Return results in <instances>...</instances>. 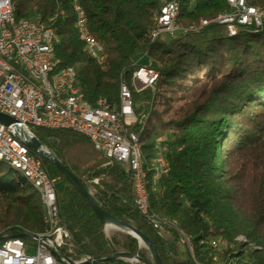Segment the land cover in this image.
Wrapping results in <instances>:
<instances>
[{"label": "trees", "instance_id": "trees-1", "mask_svg": "<svg viewBox=\"0 0 264 264\" xmlns=\"http://www.w3.org/2000/svg\"><path fill=\"white\" fill-rule=\"evenodd\" d=\"M176 1L178 31L153 39L160 0H81L89 30L103 48L99 60L84 49L70 0H18L14 10L17 20L37 21L64 11L52 23L58 36L55 55L58 67L74 69L85 101L115 103L121 83L132 90L135 69L148 58L161 64L153 91H133L137 121L131 128L140 135L147 158L158 137L169 133V171L149 187L152 211L176 221L168 235L158 233L137 210L123 164L106 158L75 131L32 127V132L86 190L93 189L101 209L151 239L162 264H264V17L260 27L239 25L229 35L223 23L200 25L230 11L226 0ZM245 4L264 10V0ZM178 101L182 105L174 109ZM40 157L48 172L60 177L58 215L71 235L63 254L100 260L124 251L154 264L135 237L108 239L75 186ZM43 211L31 184L0 162V238L42 231ZM175 227L191 237V252L177 244ZM215 239L226 247L217 251L211 244ZM97 264L143 263L117 257Z\"/></svg>", "mask_w": 264, "mask_h": 264}, {"label": "built area", "instance_id": "built-area-1", "mask_svg": "<svg viewBox=\"0 0 264 264\" xmlns=\"http://www.w3.org/2000/svg\"><path fill=\"white\" fill-rule=\"evenodd\" d=\"M75 13V29L84 43V49L93 58L101 59V50L95 37L85 22L81 0H70ZM161 1V14L158 25L151 30L153 39L160 34L173 35L170 9L171 0ZM9 0H0V113L14 119L11 124L0 121V156L12 157L26 166L30 175L47 188L48 210L51 231L46 239L31 241L24 237L9 236L0 240V264H71L90 263L93 258L83 256L72 260L61 252L69 245L71 235L60 222L56 204V184L59 176L51 175L43 164L40 154L27 143L38 140L32 127L48 129H68L86 136L94 148L106 158L123 164L130 174L134 204L145 220L160 234L168 235L169 223L158 224L156 218L144 210L140 182H138V160L135 153L132 124L137 121L134 111L133 91L153 90L156 84V71L153 63L147 61L140 65L131 76L132 90L127 85L121 86V99L115 103L108 100L85 101L75 97L79 80L71 67H61L56 72L58 97H49L44 86V70L52 62H59L52 44L53 24L34 20L21 28H12L8 16ZM59 16V12H58ZM57 16V17H58ZM264 10L246 9L237 0L227 16L217 17L218 23L233 31L239 25L248 27L261 26ZM59 90H70V97L59 98ZM36 113L49 115V123L36 121ZM169 140L159 139L153 147L152 168L154 179L158 180L168 173L170 164L166 157ZM41 148L49 149L41 144ZM53 154V153H52ZM155 163H163V171L155 170ZM94 183L98 179L93 180ZM93 195V189L88 190ZM177 244L187 247L179 232ZM214 245V241H211ZM188 248V247H187ZM58 254V255H57ZM125 261L138 263L135 258L121 257Z\"/></svg>", "mask_w": 264, "mask_h": 264}, {"label": "bare ground", "instance_id": "bare-ground-1", "mask_svg": "<svg viewBox=\"0 0 264 264\" xmlns=\"http://www.w3.org/2000/svg\"><path fill=\"white\" fill-rule=\"evenodd\" d=\"M18 0H9V8H8V16H9V24L12 28H21V25H28V23L32 22L33 19H15L14 17V10L16 7ZM228 5L231 7L233 6V0H226ZM237 2L240 5H243L246 9H255V10H263L259 7H251L247 6L245 4V0H237ZM82 6V5H81ZM229 12H225L219 15H216L215 17H212L210 19L203 20L201 22V25H205L208 22L211 21H217V17L219 16H227L229 15ZM64 11L60 10L59 11V16L63 15ZM161 14V5L159 8V11L154 17L155 20V25H158V16ZM179 14V3L176 0H171V9H170V20H171V25L174 28V31L177 32V23L176 19ZM85 15V22L87 24V17L84 11ZM58 16V12H56L52 17L49 18V24H52L55 20V18ZM74 27H75V22H74ZM260 27V26H257ZM229 35H235L237 28L234 29L233 31L227 30ZM151 37L153 38V32H150ZM58 41V36L53 28L52 32V44H56ZM95 43H98L95 39ZM100 50H101V57L103 53V48L102 46L98 43ZM147 61H150L153 63V67H160L161 64L152 58H148ZM61 67H58V62H52V65L46 66V69L44 70V86H47V91L49 97H58V90H57V85L56 82H58V75H56V72L59 71ZM159 78V70L156 71V80L158 81ZM156 81V84H157ZM125 83H121L119 86V93H118V99H121V86H124ZM155 84V86H156ZM155 89V87H154ZM153 89V90H154ZM152 90V91H153ZM70 97V90H59V98H67ZM75 97H81L80 95V88L75 89ZM97 100H107L106 98H98ZM36 121H40L41 123H49V115L48 114H43V113H36ZM144 126V125H143ZM144 128V127H142ZM134 145H135V153L137 155V160H138V182H140V188H141V194H142V199H143V206L144 210L150 215V217L156 218V223L158 224H165L169 223V220H165L160 218L158 215H156L151 207H150V202H149V187L154 186L155 179H154V168H152V155L147 158V156L143 152L142 148V143L140 140V135L138 133H134ZM0 162L6 164L9 167L14 168L18 172L22 174V176L27 180L28 183L31 184L32 188L37 192V194L40 196V199L42 201L44 211L42 215V223H43V230L36 232L35 234H30V237H24L27 238L31 241H39L42 239H46L47 236H49V232L51 231V224L49 221V210H48V195H47V188L43 187L37 179L30 175V172L26 168V166H23L22 164L18 163L17 160L13 159L12 157H4L0 156ZM155 170L156 171H163V163H155ZM172 226H175L176 221L171 220ZM105 226L110 229H117L125 233H133V231L118 222L112 221V220H105ZM176 228V227H175ZM176 231L179 232L181 240L184 241L185 245L188 247L190 252L192 251V240L189 235H187L182 229L176 228ZM2 238V237H1ZM0 238V240H1ZM142 241H140V244ZM215 244V242H214Z\"/></svg>", "mask_w": 264, "mask_h": 264}, {"label": "water", "instance_id": "water-1", "mask_svg": "<svg viewBox=\"0 0 264 264\" xmlns=\"http://www.w3.org/2000/svg\"><path fill=\"white\" fill-rule=\"evenodd\" d=\"M0 121L8 125V124L13 123L14 119L12 117L4 114V113H0ZM27 144L29 146L35 148V150L37 151L38 154L47 158L66 177V179H68L75 186V188L79 191V193L87 201V203L90 205V207L92 208L95 215L104 224V226H105V220H112V221L118 222L120 224H123V225L129 227L133 231V233H127V234L135 237L139 244H140V241H142V243H144V245L149 249V251L152 255L154 264H162L160 257L158 255V252H157L156 248L154 247L151 239L148 236L141 233L132 224L118 220V219L114 218L113 216H111L106 211H104L103 209H101L99 207V205L94 201L93 197L89 194L88 190L85 189L83 184L55 157L54 154L50 153L49 151H47L44 148H41V143L39 141L30 140V141H28ZM17 236L29 238L30 234L29 233H22V234L17 235ZM124 256L131 257V258L133 257V258L137 259L138 261L142 262L143 264H150L148 261L139 257L138 255H133L131 253H127L124 251H118V252L112 254L111 256L104 257L100 260H94L93 259L90 261V263H98V262L103 261L105 259H114L117 257H124ZM69 261L71 264H87L88 263V262L74 263L71 260H69Z\"/></svg>", "mask_w": 264, "mask_h": 264}, {"label": "rangeland", "instance_id": "rangeland-1", "mask_svg": "<svg viewBox=\"0 0 264 264\" xmlns=\"http://www.w3.org/2000/svg\"><path fill=\"white\" fill-rule=\"evenodd\" d=\"M206 20V19H205ZM203 20H201L200 21V25H201V22H202ZM177 27H179L178 25H177ZM179 29V28H178ZM178 29H177V31H178ZM176 34V32L173 34V35H175ZM172 35V36H173ZM180 105H182V101H178V102H174V104H173V106H174V109L175 108H177V107H179ZM158 109H161L160 107H158ZM172 115V113H170V114H166L165 116H164V119H168L170 116ZM144 129H145V125H144ZM165 139L166 141L167 140H169L170 141V137H169V133H166V134H163V135H161L160 137H158V139L157 140H159V139ZM46 147V146H45ZM47 148V147H46ZM47 149H49V148H47ZM50 150V149H49ZM51 151V150H50ZM52 152V151H51ZM2 165L4 166V167H6L7 165L6 164H4V163H2ZM50 165H53L52 163H50ZM58 176V175H57ZM59 181H60V178H59ZM58 181V182H59ZM104 233H105V235H106V237L108 238V239H110L111 237H113V236H115V237H117L118 239H121V238H123V236H125V235H127V233H125V232H122V231H120V230H117V229H110V228H107L106 226H104ZM237 240L239 241V242H241V243H247V241H246V239L243 237V236H239V237H237ZM214 242H215V244L213 245V246H216L217 247V251H220L221 249H223V248H225L226 247V245L223 243V242H220V241H218L217 239H215L214 240ZM139 246L141 247V248H147L145 245H144V243H141V244H139ZM245 247V246H244ZM247 247H255L254 245H252V244H248V246ZM181 248H183L182 246H181ZM148 249V248H147ZM148 255V257L150 258V259H153L152 258V255H151V253H148L147 254ZM218 257V256H217Z\"/></svg>", "mask_w": 264, "mask_h": 264}]
</instances>
